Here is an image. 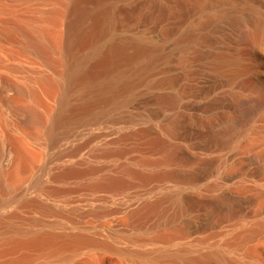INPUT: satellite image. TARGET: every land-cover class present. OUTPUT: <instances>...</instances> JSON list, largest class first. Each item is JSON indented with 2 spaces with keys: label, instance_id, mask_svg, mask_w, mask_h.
<instances>
[{
  "label": "rangeland",
  "instance_id": "374dc122",
  "mask_svg": "<svg viewBox=\"0 0 264 264\" xmlns=\"http://www.w3.org/2000/svg\"><path fill=\"white\" fill-rule=\"evenodd\" d=\"M57 1L2 0L0 217L15 215L11 229L0 228L2 264H67L62 244H34L27 236L33 232L61 236L83 228L100 241L142 251L186 223L233 238L264 222V123L250 100L254 80L264 85V47L244 34L264 15V0H82L80 19L65 21L73 53L88 58V75L126 81L96 103L86 101L84 81L77 83L67 124L53 142L30 120L32 102L19 91L30 71L11 69L22 60L11 45L19 40L13 23ZM233 11L245 21L227 19ZM107 40L124 46L97 65L91 51ZM149 45L156 48L149 52ZM151 53L154 66L129 81ZM219 55L235 63L219 70ZM94 115L96 121L83 120ZM231 121L241 136L219 146L215 128ZM180 243L186 239L176 234ZM237 253L264 264V229ZM71 264L125 263L104 253Z\"/></svg>",
  "mask_w": 264,
  "mask_h": 264
},
{
  "label": "bare ground",
  "instance_id": "6f19581e",
  "mask_svg": "<svg viewBox=\"0 0 264 264\" xmlns=\"http://www.w3.org/2000/svg\"><path fill=\"white\" fill-rule=\"evenodd\" d=\"M81 1L58 0L52 8L41 12L36 18L29 21L21 19L22 22L19 20V23H13V29L19 36V40L11 46L18 49L22 60L11 69L30 71L29 75H26L24 86L19 91L32 102V105L28 107L29 116L32 123L39 127L40 136L53 142L60 135V127L67 124L69 95L77 83L84 81L86 101L96 103L98 100L114 95L126 81L125 75L112 77L102 75L101 72L88 75L85 69L88 58L80 59L73 53L75 43L72 41L71 44L66 37L65 21L69 16L75 17L76 21L80 19L83 13ZM230 17H235L241 22L245 21L242 12L239 11L227 12L226 18ZM244 34L245 36L254 35V42L257 41L264 47V38L256 40L260 34H264V15L258 14L255 18V27L252 29L248 27ZM123 46V43L112 40L100 42L94 45L90 56L96 58L97 65H100L105 60L113 59L114 54L122 50ZM138 46L143 47L139 41ZM155 48L156 46L149 45L145 47V50L150 52ZM155 61V56L151 53L147 63L136 67L130 76H127L129 81L135 80L143 71L151 69ZM215 61L219 70H223L231 62L235 63V58L219 55ZM0 68H2V0H0ZM233 77L232 75L231 78ZM254 82L250 88V100L255 106L254 116L264 123V85L259 79ZM172 102H177L176 96L172 97ZM0 108H2L1 101ZM97 117L94 115L83 120L96 121ZM6 124L16 131L19 130L21 134H25L20 125L12 120L6 119ZM256 130L259 129L252 128L251 131ZM242 131V128L235 122H225L215 128L213 137L219 146H231L239 139ZM261 159L263 161L261 169L264 171V153ZM1 160L2 139L0 138V189L2 185ZM14 217V214L0 217V228L11 229ZM194 224L186 223L177 232L171 230L172 232L156 236L151 240L153 247L142 251L118 248L112 243L100 241L89 236L83 228H79L77 232H66L61 236L34 232L27 233V236L31 237L30 242L37 245L62 244L65 250L63 261L67 264H71L74 259L82 255L104 253L117 255L125 264H138L137 260H141L140 264H257L237 252L258 237L264 229V222L255 223L233 238L227 237L223 231L206 234L200 226ZM176 234L186 239V243L175 244ZM157 243L160 245L157 246Z\"/></svg>",
  "mask_w": 264,
  "mask_h": 264
}]
</instances>
